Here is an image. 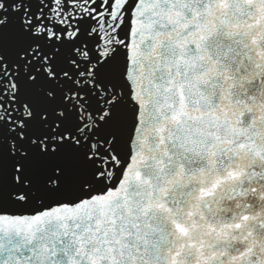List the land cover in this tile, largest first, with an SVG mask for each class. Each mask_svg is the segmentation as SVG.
I'll return each instance as SVG.
<instances>
[{
	"label": "snow or ice",
	"instance_id": "1",
	"mask_svg": "<svg viewBox=\"0 0 264 264\" xmlns=\"http://www.w3.org/2000/svg\"><path fill=\"white\" fill-rule=\"evenodd\" d=\"M245 15L241 0H0V264H187L185 249L215 260L191 238L195 219L165 220L178 201L158 189L216 163L217 145L245 144L212 130L227 110L222 122L201 104L188 55L182 69L169 50L235 60L216 41ZM157 47L159 66L146 60Z\"/></svg>",
	"mask_w": 264,
	"mask_h": 264
},
{
	"label": "clouds",
	"instance_id": "2",
	"mask_svg": "<svg viewBox=\"0 0 264 264\" xmlns=\"http://www.w3.org/2000/svg\"><path fill=\"white\" fill-rule=\"evenodd\" d=\"M241 7L251 15L234 19L216 43L226 49H239L242 56L216 64L205 52L203 59L197 58L193 65L186 50H169V55L175 51L182 69L185 62L179 57L188 55L186 63L191 66L190 70L195 69L188 90L197 95L203 90L201 104L215 102L222 122L227 110L228 123H221L219 127L212 123V130L221 138L245 144L244 149L237 144L217 145L216 163L201 165L197 161L185 171L177 169L162 178L158 189L160 199L167 192L170 198L178 201L179 211L163 214L166 221L170 223L175 217L179 222L191 225L192 220H196L198 226L191 238L198 242L203 240L205 254L215 255L211 264H264V15L256 0L251 4L241 0ZM254 38L256 43H253ZM161 39L166 41L168 36ZM158 51L157 47L146 60L155 58L159 66ZM257 65L261 67L257 68ZM200 124L207 130L208 118ZM229 172L237 175L229 176ZM213 185H216L213 195L201 199L200 189H212ZM189 212L194 213V217H189ZM244 215L249 217L247 221L241 219ZM237 222L242 225L238 230L224 227ZM209 225L216 231L210 232ZM185 257L187 264H197L199 254L196 249H185Z\"/></svg>",
	"mask_w": 264,
	"mask_h": 264
}]
</instances>
